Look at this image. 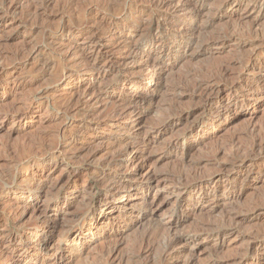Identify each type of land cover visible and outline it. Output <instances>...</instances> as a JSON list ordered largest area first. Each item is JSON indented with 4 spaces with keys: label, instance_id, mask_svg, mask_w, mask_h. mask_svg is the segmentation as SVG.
Instances as JSON below:
<instances>
[{
    "label": "rangeland",
    "instance_id": "rangeland-1",
    "mask_svg": "<svg viewBox=\"0 0 264 264\" xmlns=\"http://www.w3.org/2000/svg\"><path fill=\"white\" fill-rule=\"evenodd\" d=\"M44 1L0 0V67L6 69L0 73V264H8L13 248H25L23 264H54L53 255L62 254L66 258L55 264H161L167 227L200 233L207 224H227L233 232L224 242L204 235L195 245L178 247L176 258L165 264L186 259L195 264H264V158L246 165L234 179V193L207 196L198 191L179 205L164 189L180 178L190 182L193 176L224 174L234 141L246 146L250 128L264 133V2L248 0L223 9L224 0H190L199 7L190 49L141 66L148 58L161 59V42L150 48L144 44L165 40L157 21L173 16V10L160 11L150 0ZM72 2L73 11L68 8ZM98 3L116 10L107 12ZM135 5L145 12L129 13L127 21L132 22L127 26L119 11ZM118 24L122 27L109 35ZM63 26L71 32H62ZM81 27L86 31L78 34ZM254 39L261 45L255 56L244 45ZM171 41L165 40L166 46ZM132 49L138 50V62L129 58ZM252 55L255 66L245 72ZM87 57L103 63L126 58L112 74L104 68L85 71ZM227 69L236 89L210 97L222 108L235 99L252 102L230 113L217 104L202 110L204 102L186 84L192 78L218 79ZM131 80L137 81L136 87L127 86ZM132 102L140 106L129 119L123 105ZM196 123L186 142V148H193L189 153L169 147L171 141L187 137ZM131 140L138 143L128 147ZM115 142L121 145L115 148L119 162L110 165ZM137 165L142 166L141 178L154 170L162 181L149 198L159 196L154 213L139 204L140 189L115 207L100 202L108 187L129 180ZM40 179L46 180L43 186H38ZM227 183L222 178L216 185ZM198 193L208 198L199 210L194 206L200 202ZM38 197L39 205H34ZM19 198L26 202L17 207ZM42 212L54 233L40 240L30 231ZM174 212L182 218L178 226L170 217ZM93 214L101 220L94 223ZM46 244L53 247L44 252Z\"/></svg>",
    "mask_w": 264,
    "mask_h": 264
},
{
    "label": "bare ground",
    "instance_id": "bare-ground-1",
    "mask_svg": "<svg viewBox=\"0 0 264 264\" xmlns=\"http://www.w3.org/2000/svg\"><path fill=\"white\" fill-rule=\"evenodd\" d=\"M246 1H248V0H224L223 3H221L222 4L221 6L223 9H227L230 6H233L235 4H237L238 6L245 4ZM250 1L254 2L255 4H262L264 2V0H250ZM45 2H46V0L44 1V3ZM99 3H98V5H99ZM149 3L152 4L156 9H159L160 11L161 10L162 11H166V10L172 11L173 10V12H174L173 16L169 17L167 15H163V17H161L159 20L162 19L164 21V24L158 20L157 26H156L158 32H160L162 34V36H164L165 40H167L170 37L173 39V41H171L170 44H168L167 46L165 44V40L163 41L162 39L146 41V44H144V45H146V47L150 48L153 45H155L157 43V41H159L161 43L158 44V46H159L158 49H160V48L163 49V47H164V49L161 51V55H160L161 59L160 60L156 59L153 61L151 58H148V60L145 61L141 66H146V65L148 66V65H151L152 63L155 65L156 62L161 61L162 59H164L166 57L168 58L177 50H178V52H180V51L186 52L192 46V43L195 39V32H196V30H198V28L195 27V23L197 20L195 14H196V12H198L197 9H199L198 3L190 5L191 4L190 0H150ZM178 4H181V5H178ZM75 6L76 5L74 4V2H72L69 4L68 8H69V10L73 11V8ZM101 6H102V9H104L105 11L110 12V13L114 12L116 10L113 6H111L108 3H106L105 6H103V5H101ZM75 9L76 8H74V10ZM92 9H93V7L87 8V9L84 8L83 12L87 13V12L91 11ZM134 11H136V13H137V12L144 11V9L141 8L140 5L139 6L138 5L130 6V7H127L126 9H122L121 11H119L118 16H119L120 20L122 19L121 21H127V19H128L127 15L129 13H133ZM75 17H76L75 14L71 15V18H75ZM262 19H263V16L259 15L257 20L261 21ZM88 22H90V20H88ZM131 22L127 21L125 23V25L130 26ZM167 22H173V23H172V25H170V24H167ZM179 26H181V30L177 29V27H179ZM121 27H122V24H118L114 29H112L109 32V35L113 34L115 30H117L118 28H121ZM149 30L152 31L153 28L150 27ZM175 30H178V32L181 31L182 33L181 34L178 33L179 34L178 35V34H176ZM85 31H86L85 27H81V28L76 30V32L78 34H83V33H85ZM62 32L70 33L71 30L68 29V27L63 26ZM251 32H250L251 35L254 34V32H252V33ZM98 36H99V34H95L94 37H98ZM252 36H254V35H252ZM231 39H232V37H231ZM238 39H240V38H238ZM255 39H254V41H252L249 44L243 43L245 46H250V47H252V49H254L253 50L254 56L259 52L258 47L261 46L260 44H258V42ZM169 40H171V39H169ZM93 42H95V40ZM98 42H100V39H98L96 44ZM256 49H258V50H256ZM260 50H262V49H260ZM23 53H24V51L19 52V54H23ZM17 56H19V55H16V58H17ZM138 56H139L138 50L132 49L131 53L129 55V58H132L133 61L136 60L138 62L139 61ZM254 56L252 55V56H250V58H248L249 62L246 61V62H248V65L247 64L245 65L246 66L245 72H248L253 66H255L253 64ZM2 58H3V54L0 53V63H1ZM125 58L126 57H122L121 60L110 59V60L106 61L105 63H103V61H101V59L94 58L91 60L90 57H87L84 60L85 66L87 67V69L85 71L93 73L94 71L101 70L104 68L106 71L112 72V74H113L115 72V65L116 64L119 65L122 62H124ZM5 72H6V69L3 66H1L0 67L1 75H3V73H5ZM221 72H222V70H221ZM1 75H0V81L2 80ZM220 75L221 76L218 79L214 78V77H200V78H196V79L192 78L194 80V82L191 81L192 84L191 83L186 84L187 85L186 87H188L189 89L192 90V95H194L195 97H198L199 99H201L202 102H204V104L202 106V110H204V111L207 110V108L210 109L215 104L219 105L218 100L212 99L210 97L212 94H216L217 96H219L224 92L231 93L237 87V84L235 82L230 83L228 81L231 77V74L228 72V69L225 70V72L221 73ZM238 76H239V79H241L243 77V75H241V73ZM135 85H137V81L131 80L130 82H128L127 86H130L132 88V87H136ZM139 85L141 86V84H139ZM223 85L225 86V88H223ZM252 100H253V98L243 100V101H239V100L235 99L232 101V103L228 107L222 108L219 105L218 108L222 109L223 113H230L232 110L242 109L243 107L249 106L250 103L252 102ZM123 106H126L123 114L125 116H130V118L129 117L128 118L132 119L131 115H133L134 113H137L140 104H138L136 102H132L130 104L124 103ZM181 115L183 116L184 114H181ZM190 115H192V114L187 115V117L189 118ZM199 124L200 123H196V124L191 125V127H190L191 131L187 135V137L182 138V139H175V140L171 141L169 143V147L171 149L183 148L184 150H186V153H189L193 148L192 147L186 148L187 139L192 136L193 132L196 130V128L199 126ZM248 132L251 134V139H250V142L246 146H238V144L234 141L232 150L229 154V159H228L229 163L222 170V172L224 174H222V175H220V174L219 175H211L209 177H204V176L201 177L199 174L200 177H197V176L194 177L193 176L194 179L190 182H187L185 179L183 180L182 178H180L179 180H177V183H174L172 185L171 184L166 185V187L164 189H166V191H169V194L174 195L176 197V203H178L179 205L182 203V201H184V199L187 196L193 195V194L197 193L198 191L206 192L207 196L208 195L217 196V195H219V193L229 194V193L236 192L238 186L236 184L237 182L234 181V179L241 175V173L244 171V169L248 163H257V162H259V160L263 161V158H264V133H261V134L257 133L256 129H254V128L253 129L250 128L248 130ZM137 143H138V141H135V140H131V141L126 142L128 147L129 146H135ZM119 145H120L119 142H115L114 145L111 146V149H110L111 154L109 156L110 158L107 159V160H109L110 165H116L117 162H119L120 152H118V150H115V148H118ZM221 152H223V151H221ZM149 160H150V158H149ZM135 163L136 162H134V165H135ZM141 168H142V166L137 165L136 172L133 174V176L129 180L122 179V180L117 181L116 185L110 184L111 186L108 187L107 193L105 194L103 199H100V202L110 204V205H112V207H115L117 204V201H119L120 199H124V197H126V196L129 197L131 195V193H130L131 191L140 189L142 191V194H141L142 202L140 203V201H139V204L145 205L146 207L151 209L152 213H154V207L157 203L156 199L159 196H158V194H155V198L153 201H150L149 198H150V196L154 190L159 189L162 181L157 179L154 170L147 171V173L144 176H142V178H141V172H140ZM222 178H226L228 183L223 187L217 186L216 183ZM106 179H107V177H106ZM38 181H40V185L38 183V186H43L42 184H45L46 180L40 179ZM145 182H146V184H145ZM207 196H202V195H200V193H198V199L200 200V202L196 203L194 205L196 207V209H198V210L201 209L200 207H202L204 205V203L208 202ZM19 199L20 200H17V202L15 203V206H17V207L20 205L19 203H22V202L25 203L26 202L25 198H24V200L21 198H19ZM39 201H40V197H38V199L35 202H33L34 205L35 204L39 205ZM124 202L125 201H123V203ZM41 215L42 216L37 218V221L32 226V230L30 232L32 234H35L40 240H43V239L48 238L52 233H54V229H53V227H51L47 224V221H49V220H47V215L45 214V212H42ZM170 217L171 218L174 217L173 225L178 226L180 224L182 218L177 216V212H174L173 214H171ZM233 219H235V218H233ZM100 220H101V216L93 214V220L92 221H94V223H97ZM232 232H233L232 226L227 225V224L225 225V227H214L211 224H207L206 227L201 229L200 233L180 232V230L177 231L176 229H174L173 226H169V227H167V234L165 233L166 234L165 239H164L165 244H163L164 247L162 248V252L160 254L161 264H165L168 261L174 260L177 256L176 255V249L178 247H181L183 245H191V244L195 245L196 242L199 240V238H201L204 235H206L208 237L213 236L216 238V240H221L222 242H224V240L228 236H230V234ZM78 241H79V239H78ZM50 246H52V244L51 245L46 244V246H44V249L42 248V251L45 252V249H47L49 251ZM145 251L148 252L149 251L148 248ZM0 254L3 255L2 251H0ZM11 254H12V256H11L12 259L10 258L11 260L7 261L8 264H23L21 258L27 255V254L25 255V248H22V249L21 248H18V249L13 248L11 251ZM65 258L66 257L64 254L53 255V261L54 262L53 261L52 262L55 264L57 261H59V262L63 261ZM33 262L37 263V261H35V260H33ZM42 263H44V262H42ZM183 264H195V261L192 259H186L185 261H183ZM210 264H245V261H241V262L234 261L233 263H231L230 261H225V263L212 262Z\"/></svg>",
    "mask_w": 264,
    "mask_h": 264
}]
</instances>
